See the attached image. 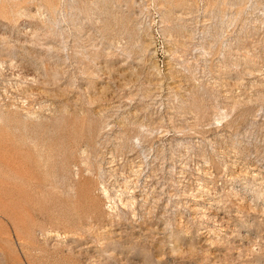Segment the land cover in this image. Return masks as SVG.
<instances>
[{
  "label": "rangeland",
  "instance_id": "rangeland-1",
  "mask_svg": "<svg viewBox=\"0 0 264 264\" xmlns=\"http://www.w3.org/2000/svg\"><path fill=\"white\" fill-rule=\"evenodd\" d=\"M0 264H264V0H0Z\"/></svg>",
  "mask_w": 264,
  "mask_h": 264
}]
</instances>
